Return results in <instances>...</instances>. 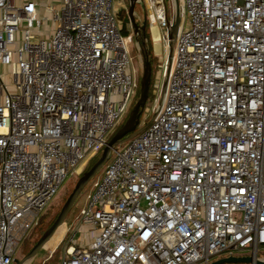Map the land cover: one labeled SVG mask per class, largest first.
<instances>
[{"label":"built area","instance_id":"1","mask_svg":"<svg viewBox=\"0 0 264 264\" xmlns=\"http://www.w3.org/2000/svg\"><path fill=\"white\" fill-rule=\"evenodd\" d=\"M141 1L158 57L176 18ZM114 2L0 0V264L136 96ZM178 2L164 91L110 152L56 264L264 258V0Z\"/></svg>","mask_w":264,"mask_h":264},{"label":"rangeland","instance_id":"2","mask_svg":"<svg viewBox=\"0 0 264 264\" xmlns=\"http://www.w3.org/2000/svg\"><path fill=\"white\" fill-rule=\"evenodd\" d=\"M39 1L41 2V4H45L46 2H48V0H39ZM56 2L57 1H54V3ZM165 3H166L168 18H171L174 12L172 0H165ZM114 5H117L115 9H118V13H120V15L117 16V26L121 28L123 25V22L126 20V23L123 26L127 31L126 38L128 39V51H129V57L131 60L130 68H131L133 77L138 83V80L141 75V61H142L143 56H142V49L140 46V39L138 36L136 37L133 35L132 27H129L128 25V21L126 17L128 0H116L114 2ZM178 5H179V2H178ZM143 13L145 15L144 9H143ZM133 14H134L133 15L134 22L136 24H139L142 18H141V9L138 4L134 5ZM183 21H184V18H183ZM49 27H50V24H45V26L43 27V32L46 33ZM158 31L161 34L162 32L161 29H158ZM146 32L149 35L147 28H146ZM44 33L40 35L41 38L42 37L44 38L47 35ZM134 37H136L135 38L136 41L134 40ZM165 55H166V45L163 41H161L159 56L158 57L152 56L154 58V61L150 67V82H149L150 88H148L147 99H146V102L143 108L141 109L142 111L141 116H145L146 112H148L149 114L150 109L153 106L154 99L156 98L158 99V91H160V88L163 82L161 73H162L163 64L165 61ZM155 84L156 86H154ZM138 127L139 125H137V128ZM123 146H124L123 144H120L116 146L115 149L120 150ZM110 160H111V156H108L106 163H108ZM105 164H103V166L99 169V171L95 174V176L86 184V186L82 189V191L76 197L71 209L69 210V213L67 214L65 218L66 219L65 222L57 230L55 235L49 240V242L45 246H43L41 250H39L36 253V255L31 260H29L25 264H56V261H58V257H60L62 254L64 242L65 240L68 239L67 237L70 234L69 232L71 230L82 231V227L79 224L78 225L76 224V216L78 214L79 209L85 207L87 196L92 193V187H91L92 183L95 180H98L100 178ZM84 167L77 175L71 173V174H67V176L64 178L57 193L42 211L41 213L42 217L40 220V224L38 225V229H33L29 233V235L26 237V239L23 240V242L19 244L15 252V255H14L15 260H20L25 255L26 250L30 248L31 243L35 240L40 227L42 228L45 224L50 222L54 216L57 215L61 205L63 204L64 200L66 199V197L72 190L76 180L78 179V177L84 170ZM76 240L77 241L79 240V235H77ZM262 253L263 252L259 251L258 255H261ZM235 255L236 256H248L249 252L242 251L240 253H236Z\"/></svg>","mask_w":264,"mask_h":264},{"label":"water","instance_id":"3","mask_svg":"<svg viewBox=\"0 0 264 264\" xmlns=\"http://www.w3.org/2000/svg\"><path fill=\"white\" fill-rule=\"evenodd\" d=\"M174 15L176 18L175 23L171 26L166 35V55H165V73L168 71L172 50H173V37L177 30L178 18L180 16L181 10L178 5L177 0H172ZM138 4L141 9V22L136 24L133 19V8L134 5ZM127 19L132 27V33L134 36L144 37L145 30V15L143 13V5L141 0H128L127 5ZM136 37L134 40L136 41ZM140 46L142 44L140 43ZM142 61H141V75L138 80V91L137 97L124 121L121 125L115 130L109 140L106 142L104 147L101 149L100 154L96 161L85 171H83L78 179L76 180L72 190L64 200L61 205L57 215L55 216L52 223L49 227L39 236L33 246L30 248L28 253L23 256L20 260L13 259V264H25L29 260H31L36 253L43 248V246L47 243V241L52 237L55 230L62 225L65 220L69 210L71 209L76 197L82 191V189L86 186V184L95 176V174L99 171V169L106 163L108 156L112 150L115 149L116 146L126 142L127 140L134 137L137 133L141 131L142 128H137L138 118L140 110L143 108L148 94L149 82H150V65L147 60V55H145L142 51ZM165 88V78H163V82L160 88V95H162ZM209 264H264V258H256L254 256H227L217 258L212 260Z\"/></svg>","mask_w":264,"mask_h":264},{"label":"trees","instance_id":"4","mask_svg":"<svg viewBox=\"0 0 264 264\" xmlns=\"http://www.w3.org/2000/svg\"><path fill=\"white\" fill-rule=\"evenodd\" d=\"M120 15V13H118V16ZM125 23H126V20L123 22V25H125ZM122 25V27L120 28V34H121V36L122 37H127V31H126V29L124 28V26ZM147 36H148V34H147V32H146V28H145V30H144V37H139V39H140V43L142 44V46H141V49H142V51H143V53L145 54V55H147V60H148V62H149V65H150V67H151V64L153 63V61H154V58L152 57V55H151V51H150V45H149V43H144V39L145 38H147ZM149 88H150V83H149ZM137 91H138V88H137ZM136 97H137V92H136V96H135V99L133 100V102H132V104H131V106L133 105V103L135 102V100H136ZM131 108V107H130ZM120 125H121V123H120ZM98 156H99V154H96L93 158H91L88 162H87V164L85 165V167H84V170L83 171H85V170H87L95 161H96V159L98 158ZM82 171V172H83ZM41 217H42V215L39 217V220H38V222H37V225L33 228V229H38V225L40 224V220H41ZM54 218H55V216L52 218V220L50 221V222H48L47 224H45L42 228L40 227V229H39V231H38V234H37V236H36V238H35V240L31 243V246H30V248L33 246V244L36 242V240L39 238V236L49 227V225L52 223V221L54 220ZM30 248L28 249V250H26V252H25V255L28 253V251L30 250ZM24 255V256H25ZM58 259H59V257H58ZM56 263H57V261H56Z\"/></svg>","mask_w":264,"mask_h":264},{"label":"bare ground","instance_id":"5","mask_svg":"<svg viewBox=\"0 0 264 264\" xmlns=\"http://www.w3.org/2000/svg\"><path fill=\"white\" fill-rule=\"evenodd\" d=\"M151 38H152V41L154 42V47H155V49H157V43H156V41H157V36H156V32H155L154 28L151 29ZM65 220H66V219H65ZM65 220L63 221V223L65 222ZM63 223H62V225H63ZM62 225H60V226L55 230V232L53 233L52 237L55 235V233L57 232V230H58ZM52 237H51V238H52ZM51 238H50V239H51ZM50 239H49V240H50ZM49 240L47 241V243L49 242ZM47 243H46V244H47ZM46 244H45V245H46ZM45 245H44V246H45Z\"/></svg>","mask_w":264,"mask_h":264},{"label":"crops","instance_id":"6","mask_svg":"<svg viewBox=\"0 0 264 264\" xmlns=\"http://www.w3.org/2000/svg\"><path fill=\"white\" fill-rule=\"evenodd\" d=\"M116 1V0H115ZM117 5H114V7H116ZM216 259V258H215ZM215 259H213V260H215Z\"/></svg>","mask_w":264,"mask_h":264}]
</instances>
